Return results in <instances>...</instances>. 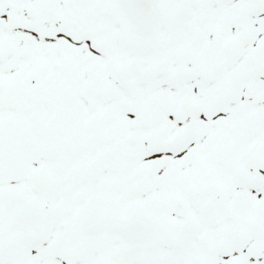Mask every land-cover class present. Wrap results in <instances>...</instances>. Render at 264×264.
<instances>
[{
  "label": "snow or ice",
  "instance_id": "snow-or-ice-1",
  "mask_svg": "<svg viewBox=\"0 0 264 264\" xmlns=\"http://www.w3.org/2000/svg\"><path fill=\"white\" fill-rule=\"evenodd\" d=\"M0 264H264V0H0Z\"/></svg>",
  "mask_w": 264,
  "mask_h": 264
}]
</instances>
